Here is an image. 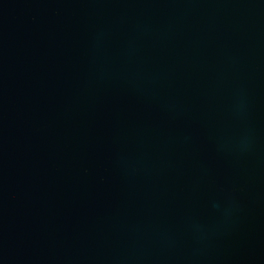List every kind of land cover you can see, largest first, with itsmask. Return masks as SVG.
Segmentation results:
<instances>
[{"label":"water","instance_id":"1","mask_svg":"<svg viewBox=\"0 0 264 264\" xmlns=\"http://www.w3.org/2000/svg\"><path fill=\"white\" fill-rule=\"evenodd\" d=\"M0 264H264V0H0Z\"/></svg>","mask_w":264,"mask_h":264}]
</instances>
